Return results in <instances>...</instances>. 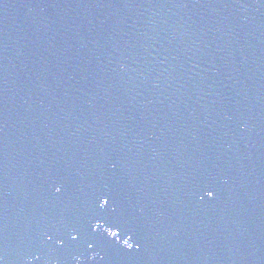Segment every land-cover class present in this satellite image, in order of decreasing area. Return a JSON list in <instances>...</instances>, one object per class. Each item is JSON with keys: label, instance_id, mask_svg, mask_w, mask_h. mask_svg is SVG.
Masks as SVG:
<instances>
[{"label": "water", "instance_id": "1", "mask_svg": "<svg viewBox=\"0 0 264 264\" xmlns=\"http://www.w3.org/2000/svg\"><path fill=\"white\" fill-rule=\"evenodd\" d=\"M0 264H264V0H0Z\"/></svg>", "mask_w": 264, "mask_h": 264}, {"label": "snow or ice", "instance_id": "2", "mask_svg": "<svg viewBox=\"0 0 264 264\" xmlns=\"http://www.w3.org/2000/svg\"><path fill=\"white\" fill-rule=\"evenodd\" d=\"M75 239V237H73Z\"/></svg>", "mask_w": 264, "mask_h": 264}]
</instances>
